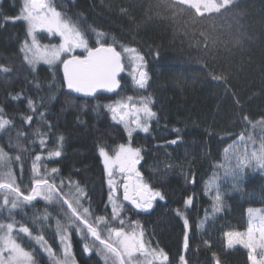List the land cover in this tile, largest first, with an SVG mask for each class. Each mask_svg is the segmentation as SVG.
Listing matches in <instances>:
<instances>
[{
	"label": "trees",
	"instance_id": "obj_1",
	"mask_svg": "<svg viewBox=\"0 0 264 264\" xmlns=\"http://www.w3.org/2000/svg\"><path fill=\"white\" fill-rule=\"evenodd\" d=\"M223 1L216 0L218 10L202 12L175 0H52L57 11L85 32L89 46L102 33L106 46L119 53L134 49L143 58L148 76L144 89L135 85L122 61L119 90L87 97L67 88L60 64L40 62L33 69L27 63L21 51L28 41L27 27L13 19L22 0H0V116L10 121L0 130V149L7 154L0 174L11 171L25 195L35 180L53 182L54 177L60 196L79 199L81 212L89 208L88 219L102 236L110 227L127 230L138 224L145 243L168 257L156 264H181V255L186 264H249L248 250L238 244L227 247L225 234L245 232L247 209H264V174L253 160L245 159L250 149H261L264 143V0ZM36 36L42 45L59 42L43 31ZM128 97L135 105L142 97H151L150 107L156 113L149 131L133 133L131 138L107 108ZM29 99L36 111L29 108ZM172 140L177 143L171 144ZM120 144L141 150V180L160 191L164 200L154 202L149 212L132 211L121 202L123 176L116 173L115 200L121 212L113 220L99 150L103 147L111 155ZM55 150L61 151L59 158L45 157ZM238 161L245 166L234 185L225 171ZM52 168L58 171L52 173ZM217 188L220 211L214 210ZM5 196L0 190V223H14L13 236L33 252L36 264L61 261L57 222L67 227L75 264H111L97 254L98 242L77 233L65 215L67 205L58 202L55 193L52 201L38 197L31 203L18 202L15 209L12 196L3 205ZM189 198L192 202L186 205ZM101 216L105 222L97 224ZM21 225L33 237L42 235L54 257L35 239L19 233ZM86 243L91 254L83 251Z\"/></svg>",
	"mask_w": 264,
	"mask_h": 264
},
{
	"label": "snow or ice",
	"instance_id": "obj_2",
	"mask_svg": "<svg viewBox=\"0 0 264 264\" xmlns=\"http://www.w3.org/2000/svg\"><path fill=\"white\" fill-rule=\"evenodd\" d=\"M14 20H22L27 27V36L31 39L29 44L26 40L21 48L25 54L24 58L27 63L35 69V66L43 62L49 66L55 65L57 62L63 65V76L67 88L71 92L80 93L87 97H92L99 90L107 92H115L121 87V82L118 77L124 72V65L121 60V54L112 46H106L101 42L102 33H97L96 44L89 46V40L85 32L80 26L73 22L70 18L62 15L57 11L52 0H23V5L20 13ZM47 32L49 35L59 36L60 43L58 45H40L37 40V32ZM76 49H82L86 55H71L63 60L62 54L73 53ZM125 52L132 54L134 49L125 48ZM142 57L133 55V61H142ZM4 72L9 69L4 68ZM133 81L139 89H144L148 82L147 73L143 70L141 64H136L133 68ZM132 97H128L127 101H118L113 105H108L107 108L112 114V119L117 123H122L128 136L131 138L132 132L140 129L147 133L149 131V121L156 115L152 111L151 97H142L140 104L135 105L129 103ZM29 108L36 111L33 101L28 100ZM2 112V109H0ZM43 118V113L40 114ZM32 117H27V122H31ZM10 121L0 116V130L4 129ZM133 125L135 127H133ZM62 143L63 137H59ZM171 144H176L177 140L170 141ZM41 147L44 145V140L40 141ZM227 151V149H225ZM60 150L50 151L48 158H59ZM99 155L102 158L103 168L109 188L108 200L112 204V219L116 220L120 216L121 206L115 202V195L118 191V185L114 176L119 173L123 176V199L129 201L137 210L148 211L153 207V201L157 198L164 200V195L160 191L153 190L145 182H142L140 172L137 170V165L141 159V150L133 148L130 145L120 144L114 151V154H109V151L103 147L99 150ZM256 164L260 168H264V143L261 144V152L259 155L253 153ZM40 156L36 157L39 161ZM245 159H248L245 157ZM7 161V154L0 149V166ZM244 164L238 161L235 167L225 171L226 176H231L234 181L240 178ZM33 171L38 174V168L33 165ZM58 169L52 168L51 172L56 173ZM53 182H49L46 178L35 180L30 194H23L19 187L15 185V179L8 171L0 174V190H5L6 196L3 205H8V196L14 197L11 202V208L15 209L20 203H31L38 197H43L46 201H52L54 193L56 199L63 200V204L67 205L69 222L75 226L78 234L82 238H92L94 242H98L97 254L101 255L105 261H111V264H153L154 261H167L168 257L162 251L146 247L144 241V233L139 229V225L131 226L127 230L121 226L110 227L107 229V236H102L98 231L96 224H93L88 219L89 208H83L82 212L79 199L74 202L69 199H64L57 192V187ZM76 191L83 195V189L77 186ZM191 198L185 201L186 205L191 204ZM2 207V206H0ZM215 211L221 210V195L219 188L215 195ZM249 228L246 233L229 232L226 233L227 247L232 248L234 245H243L248 250V260L250 264H264V215H257L256 210L249 208ZM177 215H180L177 212ZM259 221V223H257ZM78 222V223H77ZM104 217H97L96 223H104ZM120 225H124V220L120 219ZM82 226V227H81ZM185 236L183 247L187 250L189 246L188 240V220L184 219ZM139 229V230H138ZM86 230V232H85ZM14 223H0V264H36L33 252L25 250L17 239L13 236ZM19 233H23L29 239H35L36 243L40 244L43 251L50 257H54L53 249L48 245L42 235L32 236L29 228L21 225L18 229ZM57 232L60 235L61 243L64 245V260L63 264H70L71 243L68 237L67 227L57 222ZM83 251L86 254H91V248L86 243ZM7 253V256H5ZM137 255L144 257L143 262L135 260ZM181 264H186L185 257L180 256ZM57 264H60L57 261Z\"/></svg>",
	"mask_w": 264,
	"mask_h": 264
},
{
	"label": "rangeland",
	"instance_id": "obj_3",
	"mask_svg": "<svg viewBox=\"0 0 264 264\" xmlns=\"http://www.w3.org/2000/svg\"><path fill=\"white\" fill-rule=\"evenodd\" d=\"M175 1H177V2H180V3H182V4H185V5H188V6H190V7H192V8H194V9H196V10H198V11H202V12H210V11H215V10H218L219 9V4H217V2H216V0H175ZM217 1H219L220 3L223 1V0H217ZM225 2L223 1L222 2V4H224ZM22 5H23V0H22ZM22 8V7H21ZM47 33V32H46ZM48 34V33H47ZM49 35V34H48ZM56 38H58V40H59V42H58V44L60 43V37L59 36H56ZM28 43L30 44L31 43V39L28 37ZM58 44H55V45H58ZM40 45H42V44H40ZM53 45V44H52ZM43 46V45H42ZM48 46H51V45H48ZM85 53L82 49H76L73 53ZM73 53H70V54H62V56H61V59L63 60L64 58H66L67 56H71ZM120 54H121V60L124 62V65L126 66V69L128 70V72H127V74H129V75H131V78L133 77V75H135L136 73H134L133 72V68L135 67V65L136 64H141L142 65V68H143V70H144V65H143V62L142 61H133L132 60V56L133 55H137L135 52L134 53H132V54H129V53H127V52H125L124 50H122V52H120ZM24 56H25V54H24ZM139 56V55H138ZM41 63H43V62H41ZM57 64H60L61 65V63H59V62H57L55 65H57ZM132 80H133V78H132ZM120 101V100H119ZM123 101V100H122ZM125 101H127V100H125ZM116 102H118V101H116ZM116 102H114V103H112L111 105H113V104H115ZM129 103H131V104H134V103H132V102H129ZM133 127H135V126H133ZM126 131V130H125ZM136 132H142V133H145V132H143L142 130H140V129H136L135 131H133L132 132V134L133 133H136ZM126 136L129 138V136H128V133H127V131H126ZM260 152H261V149H250L248 152H247V157H248V159L249 160H253L254 161V164H255V168L257 169V170H259L262 174H264V168H260L257 164H256V161H255V158H254V156H253V153H255L256 155H259L260 154ZM46 158H48V153L46 154V156H45ZM53 158H55V157H53ZM107 179H108V177H107ZM115 179V178H114ZM115 202H116V200H115ZM108 204H109V206H112V204L109 202V200H108ZM254 210H256V213H257V215H264V209H262V210H257V209H254ZM246 214H247V218H248V227H247V229L245 230V232H243V233H246L247 232V230H248V228H249V213H248V209L246 210ZM257 223H259V221H257ZM57 230V229H56ZM58 234V233H57ZM59 236V241H60V247H61V255H62V258H61V261H60V264H63V260H64V245L61 243V240H60V235H58ZM40 245V244H39ZM239 245V244H238ZM41 246V245H40ZM243 246V245H242ZM146 247H148V248H150V249H153L152 247H150V246H148L147 244H146ZM153 250H155V249H153ZM158 252V251H157ZM5 256H7V253H5ZM71 257H72V255H71ZM134 259L135 260H138V261H140V262H143V260H144V257H142V256H139V255H137L136 257H134ZM164 262V261H163ZM163 262H161V261H154L153 262V264H156V263H163ZM250 263V262H249ZM70 264H75L74 263V261H73V259H71V261H70Z\"/></svg>",
	"mask_w": 264,
	"mask_h": 264
},
{
	"label": "water",
	"instance_id": "obj_4",
	"mask_svg": "<svg viewBox=\"0 0 264 264\" xmlns=\"http://www.w3.org/2000/svg\"><path fill=\"white\" fill-rule=\"evenodd\" d=\"M86 55V54H85ZM61 68H62V72H63V65H61ZM123 74V72L120 74V76ZM120 77H118V79H119ZM119 89H117L115 92H112V93H116L117 91H118ZM71 91V90H70ZM99 91H104V90H99ZM107 92V91H106ZM73 93H75V92H73ZM139 164H140V162L138 163V165H137V170H138V166H139ZM123 182H124V178H123ZM123 182H122V184H123ZM122 184L120 185V196H121V202L124 204V205H126V206H128L130 209H132L133 211H135V212H137V213H139L140 211L139 210H137L129 201H126V200H124L123 199V187H122ZM157 200V199H156ZM156 200H154L153 202H155ZM149 211V210H148ZM148 211H146V212H148Z\"/></svg>",
	"mask_w": 264,
	"mask_h": 264
}]
</instances>
